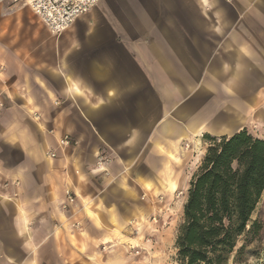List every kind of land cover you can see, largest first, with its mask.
I'll use <instances>...</instances> for the list:
<instances>
[{"label":"crops","instance_id":"obj_1","mask_svg":"<svg viewBox=\"0 0 264 264\" xmlns=\"http://www.w3.org/2000/svg\"><path fill=\"white\" fill-rule=\"evenodd\" d=\"M255 125L264 0H100L60 36L0 0V264H139L204 136Z\"/></svg>","mask_w":264,"mask_h":264},{"label":"trees","instance_id":"obj_2","mask_svg":"<svg viewBox=\"0 0 264 264\" xmlns=\"http://www.w3.org/2000/svg\"><path fill=\"white\" fill-rule=\"evenodd\" d=\"M204 138L210 146L188 191L176 240L178 260L228 264L242 237L263 230L252 217L264 193V138L247 130Z\"/></svg>","mask_w":264,"mask_h":264},{"label":"rangeland","instance_id":"obj_3","mask_svg":"<svg viewBox=\"0 0 264 264\" xmlns=\"http://www.w3.org/2000/svg\"><path fill=\"white\" fill-rule=\"evenodd\" d=\"M248 130L253 136L264 138V127L255 125V127ZM209 146L210 142L204 138L202 144L199 145V149L194 150L195 157H198L197 163L192 166L194 176L199 172ZM255 220H258L262 224L263 230L257 237L248 236L247 234L242 237L228 264H264V193L252 217V221ZM182 223L183 215L176 214L171 217V220L166 219L161 233L164 232L167 237L163 238L162 236L158 240L154 237L155 240L150 239L148 243L145 242L147 245H142L143 247L141 248L143 250H141L140 255L135 257L134 260H138L139 264H181L178 260L176 240ZM243 245L246 246L243 254L237 256L239 248Z\"/></svg>","mask_w":264,"mask_h":264},{"label":"built area","instance_id":"obj_4","mask_svg":"<svg viewBox=\"0 0 264 264\" xmlns=\"http://www.w3.org/2000/svg\"><path fill=\"white\" fill-rule=\"evenodd\" d=\"M15 2L21 0H14ZM25 6H28L40 18V20L48 28L49 32L54 36H60L69 30L75 22L82 16L93 10L100 0H22ZM60 145L67 147L71 145L69 136H64L60 141ZM50 157H56L55 152L48 154ZM112 159L106 154H101L97 158V168L106 169L110 165ZM107 173V169L105 170ZM68 200L74 202V196L67 191ZM153 221H156L154 218ZM145 242H149L146 240ZM142 245L136 248L131 247L128 253L129 257H138L143 250ZM106 248H103L105 250Z\"/></svg>","mask_w":264,"mask_h":264},{"label":"bare ground","instance_id":"obj_5","mask_svg":"<svg viewBox=\"0 0 264 264\" xmlns=\"http://www.w3.org/2000/svg\"><path fill=\"white\" fill-rule=\"evenodd\" d=\"M137 246H134L133 248H136Z\"/></svg>","mask_w":264,"mask_h":264}]
</instances>
